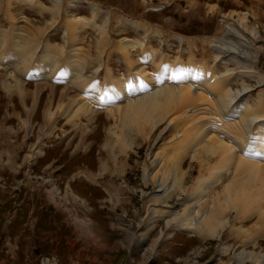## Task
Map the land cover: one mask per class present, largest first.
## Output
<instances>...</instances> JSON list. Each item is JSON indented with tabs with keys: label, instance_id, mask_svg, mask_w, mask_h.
<instances>
[{
	"label": "rangeland",
	"instance_id": "374dc122",
	"mask_svg": "<svg viewBox=\"0 0 264 264\" xmlns=\"http://www.w3.org/2000/svg\"><path fill=\"white\" fill-rule=\"evenodd\" d=\"M36 1V6L30 0L0 1V31L4 32H0V49L8 45L9 53L0 55V264H232L238 246H245L247 252L264 254V238L256 237L257 245L252 246L228 230L222 233L220 241L207 233L174 228L171 221L164 228L169 230L168 236L162 233L166 221L180 215L178 200L182 197L175 201L173 196L167 204L161 201V191L143 181L142 165L147 153L163 150L168 155L177 150L173 149L174 127L160 125L152 137H138L129 152L132 156L118 167L120 164L115 166L100 149L103 144L106 150L112 141L107 134L112 124L111 118L105 116L107 109L92 106L100 116L96 122L89 117L94 119L91 125H87L86 117L72 121L67 113L62 118L56 110L59 95L69 112L76 109L71 104L77 103V96L85 97L76 91L78 83L76 78H68L70 74H66L65 81L56 79L62 76L60 68L66 61L64 26L71 20L83 24L79 47L90 56H77V65H72L75 69L78 65L87 68L91 63L89 58L96 56L94 28L104 23L107 26L108 46L101 53L105 62L98 69L96 59L92 58L91 68L98 69L97 75L92 70H77L76 76L84 74L86 82L104 86L109 81L108 86L117 79L124 84L129 67L126 61L139 60L142 51L148 56L155 50L165 54L168 62L180 59L183 67L210 68L219 76L229 71L232 77L222 85L233 91L246 87L243 99L251 106L260 104L264 110V0H64L54 18L50 12L56 0ZM5 5L10 6L8 13L19 21L17 33L10 30L9 21L1 16ZM94 13L98 14L91 21ZM33 35L40 37L34 41ZM133 42L144 44L142 50L136 48L135 55H124L122 47ZM217 48L232 54L220 53ZM59 51L63 54L62 66L57 71L53 69L52 75L45 72L44 79L34 72L24 77L15 67L7 69V60L13 59L15 64L23 54L34 55L39 62L40 56L53 59ZM231 56L238 60H231ZM156 59L157 56L153 61ZM40 64L44 70L38 71H45L47 63ZM136 64L137 68L132 65L131 70H140L138 61ZM151 64L144 66L145 77L154 72ZM114 95L119 98L121 92ZM79 122L81 130L88 126L91 132L85 145L92 151L87 154L83 149L75 150L81 134L76 127ZM154 136L158 137L156 141ZM120 156L123 159L124 154ZM99 159L107 171L100 170ZM184 163V171L189 172L182 186L190 192L198 168L188 157ZM151 208L157 214H152ZM257 219L250 218L244 227L252 228ZM220 244L230 246L233 252L219 257Z\"/></svg>",
	"mask_w": 264,
	"mask_h": 264
},
{
	"label": "bare ground",
	"instance_id": "6f19581e",
	"mask_svg": "<svg viewBox=\"0 0 264 264\" xmlns=\"http://www.w3.org/2000/svg\"><path fill=\"white\" fill-rule=\"evenodd\" d=\"M30 3L35 6L38 5V1L36 0H30ZM53 3V10L50 13L54 18L55 13L58 16L64 0H56ZM9 9L10 6L5 5L1 16L4 17V21H9L8 26L10 30L13 29L17 33L18 27L21 26L18 19L9 14L10 12L8 13ZM98 13L93 14L91 21L94 20V16H97ZM78 21L71 20V22L67 23L68 25L64 26V44H67V49L65 48L67 52H64L66 61L63 64L65 67L63 66V69L60 68L62 76L56 77V79H59L60 82L65 81L67 80L66 74H70L68 78H71V80L72 78H76V84L78 83L76 91L85 97L82 98L78 94L79 97L75 98L77 103L74 104L73 102L71 104L76 109L73 112H69L67 106L63 105L62 96L59 95L58 101L56 100L58 115L60 113V117L63 118L67 113V117L72 121H81L79 117H86L87 125H91L93 118L89 117H94L95 120H93L96 122L98 116H100L91 107L97 105L98 107L105 108V110L107 109L108 112L105 116L112 120L107 134L110 136L108 138L112 141L108 142L109 145L106 150V146H103V144L100 149L103 151L104 156L107 154L111 157V162L115 166L120 164L118 167L124 166L127 159L132 156L129 152L133 149L138 137H152L160 125H165L166 128L174 127L176 134L173 137L175 140L173 149L177 150L168 155L163 150H159L156 153H147L142 165L143 181L146 184L152 185V188L161 191L159 196L162 199L161 201L167 204V200L169 198L172 199L173 196L176 198L175 201L179 197H182L178 200L181 202L180 206L182 208L180 215H176L170 221H166L162 228V233L166 235L169 230L164 229L165 226L167 227L171 221H174V228L179 227L180 230L188 233H207L210 237H219L220 241H222V233L228 230L230 233L239 235L242 242H249L252 246L257 245L256 237L264 238L263 107H260V104L258 106H251L247 102V99H243V93L247 90L246 87L233 91L222 85V83L229 81L230 77H232L229 71L219 76L213 71L214 69L204 68V70H197L194 66L183 67L180 59H177L176 62L169 61V63L166 56H164L165 54L155 50L150 51L153 55L149 54L145 56L142 51L139 60L132 58L126 61V65L129 67L126 71L127 82L124 84L120 81L117 82V79L115 80L113 77L112 79L115 81L108 86V80H106L108 82L104 86L92 84L88 81L87 83L83 79L84 74L76 76L77 70H84L85 73L88 70H92L90 72L97 75L98 69L105 62L103 61L104 58L101 57V53L103 48L108 46V34L105 29L107 26L104 23L103 26L94 28L97 30L94 43L96 56L89 58L91 63L88 64L87 68H81L78 65V68L75 69L72 65H77L75 63V59H79L77 56L80 58L81 56H88L83 54L81 47H79L80 39L78 36L82 34V30L85 28L82 29L83 24ZM241 21H244V19ZM0 32L4 33L3 31ZM32 37L36 41L37 37L40 36L33 35ZM2 42L3 44L6 43V41ZM130 43L120 50L124 55L129 53L126 56H131L133 53L135 55L136 48L140 51L144 45L142 43ZM14 46L17 47V45ZM228 48L233 51L231 46ZM217 50L223 54H232L230 50L224 48H217ZM7 51L8 45L5 49H0V55L3 53V55L8 54L9 56ZM60 51L58 52V56L53 59L46 57V55L44 57L40 56L39 62L35 60L34 55L23 54L18 58L19 61L16 62L15 60V64H13L14 61H11L13 59L7 60V69L15 67L17 73L22 74L24 77L27 75L31 76L34 72V75H37V77L41 75L42 79L46 76L45 72L48 75H52L53 69L57 71L59 69L58 66H62L60 63L63 54ZM152 56L154 57L152 58ZM156 56L157 59L153 61ZM92 58L96 59L98 69L96 67L91 68ZM0 59H3V57L0 56ZM83 59L87 60L86 58ZM231 60L238 59L231 56ZM136 61L140 64H138L140 70H131V68L134 69L132 65L136 66L135 69L137 68ZM41 62L47 63V66H45L46 70L43 72L38 71L44 70L40 64ZM148 63H152L151 66L154 67V72L150 74L151 76L147 74V77H145L144 66ZM176 67H178V70H174ZM163 68L168 69L163 70ZM70 70H76V72L74 71L71 74ZM29 71L32 72L29 73ZM87 76L86 78H88ZM105 76H110V74L105 73ZM95 77L97 78L98 76ZM15 80L21 83L17 79ZM144 82L147 83V86L143 85ZM118 91L121 92V97L115 98L114 94H117ZM240 93L242 94L241 96ZM51 96L53 95L51 94ZM110 97L112 99H109ZM256 122L258 124L254 125ZM98 126L100 127V125ZM76 127L77 131L78 129L81 130L80 122ZM252 127L256 130L254 131ZM80 132L81 134L78 137L79 140L75 145V150L83 149V152L85 151L87 154L92 151L89 145H85V142L88 141L87 139L90 138L91 132L88 130V126L87 128H82ZM84 132L85 136H83ZM157 138L154 136L153 140L156 141ZM148 142H146V145ZM115 151H119L120 153L117 154ZM121 153L122 155L124 154L122 156L123 159L118 158ZM205 156L208 159H205ZM186 157L191 161V164L194 163L196 165L195 168H198L196 179L193 180V190L190 192H186L182 186L189 172L183 169ZM99 162L100 170L107 171L108 168L106 169V166L102 164V159H99ZM115 169L117 168L115 167ZM155 169L156 171H154ZM193 169L190 166V171ZM220 189L222 191L216 193ZM214 192L219 196H214ZM154 195L158 194L155 193ZM151 212L154 215L157 214V210L154 208H151ZM254 216H257L258 219L254 222L252 228L244 227V224L249 223L250 221L248 222V220ZM218 247H220L218 250L219 257L227 254L230 255L232 251H230V246H225L224 244H220ZM244 247L238 246L237 251H234L232 255L234 263L232 264H246L247 262H250V264H264V254H258L253 251L247 252L245 250L246 247ZM153 248L154 246L149 255L153 252Z\"/></svg>",
	"mask_w": 264,
	"mask_h": 264
}]
</instances>
